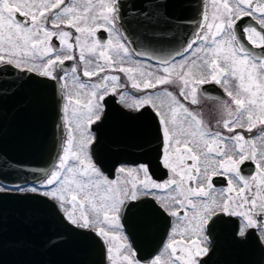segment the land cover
<instances>
[{
    "label": "snow or ice",
    "instance_id": "6c2138e0",
    "mask_svg": "<svg viewBox=\"0 0 264 264\" xmlns=\"http://www.w3.org/2000/svg\"><path fill=\"white\" fill-rule=\"evenodd\" d=\"M121 8L118 0H0V64L64 81L60 88L65 90L68 135L45 181L50 190L43 194L58 202L75 229L102 239L107 264H204L201 257L209 253L210 230L221 215L239 218L240 238L256 230L264 245V131L251 139L238 131L251 133L264 126V0H213L211 19L203 14L202 31L186 47L174 56L152 55L159 66L141 60L125 66L133 55L149 53L132 48L117 28ZM138 15L146 30L160 20L154 11ZM245 18L253 23L243 27L242 40L240 23ZM65 27L75 30L74 38ZM101 30L108 34L106 41L97 38ZM74 48H79L85 77L101 78L106 69L118 67L133 88L160 90L130 98L120 91L116 75L86 83L76 67L71 72L63 68L75 58ZM57 70L64 75L58 77ZM212 84L220 86L230 103L203 90ZM169 85L178 86L179 92L169 91ZM201 96L220 101L227 118L217 126L229 135L213 131L202 112L190 107L199 106ZM109 97H119L116 102L127 108L155 110L164 145L161 163L170 173L167 180H153L145 164L121 166L117 179L109 180L93 161L89 153L97 137L91 126L102 122ZM247 161L256 168L250 178L242 175ZM213 177H226L227 187L215 188ZM17 190L35 193L39 187ZM147 198L157 205L152 214H166L173 222L160 252L141 261L121 221L128 219L126 209L147 204Z\"/></svg>",
    "mask_w": 264,
    "mask_h": 264
},
{
    "label": "water",
    "instance_id": "95a60500",
    "mask_svg": "<svg viewBox=\"0 0 264 264\" xmlns=\"http://www.w3.org/2000/svg\"><path fill=\"white\" fill-rule=\"evenodd\" d=\"M122 5L119 27L131 47L149 53L140 56L154 63L152 55L167 57L181 51L195 36L204 11V0H118ZM155 4L157 8L149 6ZM154 11L159 23L145 29L140 21L144 12ZM9 90L2 93L3 88ZM62 92L59 81L0 67V185L15 188L42 181L55 164L62 147ZM98 124L92 129L97 142L91 147L93 160L109 177L119 163L146 162L135 157L133 142L121 138H102ZM153 174L159 171L160 134L153 124ZM251 166V165H250ZM252 171V168L250 169ZM148 204L126 209L122 223L141 261L149 259L151 225L158 223L154 214L141 212ZM152 208L156 203H150ZM143 225L135 236L133 226ZM165 233L168 223L164 218ZM146 226V229H144ZM238 219L221 215L210 230L209 253L204 264H264V245L256 230L246 238L237 236ZM105 246L94 233L75 229L64 218L56 203L35 193L0 191V264H106Z\"/></svg>",
    "mask_w": 264,
    "mask_h": 264
},
{
    "label": "flooded vegetation",
    "instance_id": "af4514ba",
    "mask_svg": "<svg viewBox=\"0 0 264 264\" xmlns=\"http://www.w3.org/2000/svg\"><path fill=\"white\" fill-rule=\"evenodd\" d=\"M213 10H214L213 9V0H204L203 14L205 12H207V14L209 15V19H211V15H212ZM203 14L201 17L200 24L203 23ZM250 23H253V22L248 18H245L240 23V29H241V37L240 38L242 40L244 38L242 29L245 25L250 24ZM48 26L51 27V24H49ZM117 28L120 29L119 23H117ZM64 30L73 33V38H74V35H75L74 29H70V28L65 27ZM201 31H202V29L199 27L197 29L196 33H199ZM97 38L106 41L108 39V34H107V32L101 30L98 32ZM191 39H194V37H192ZM245 43H246V41H245ZM53 44L61 52L63 51L62 46L59 44L58 39H54ZM73 55L75 58L73 60L65 61L63 68L65 70H67L68 72H71V69L73 67H76L78 69L77 75L80 77L81 80H83L86 83L101 82V78L103 75H116L120 78V82L122 85L120 91L125 92L130 98H139V97L146 95L148 92L160 90L159 88L157 90H137V89L133 88L132 82L130 80H128L127 75L125 73H121L118 70V67L116 69H106V71L103 74H101V78H98L96 76L85 77V76H83L84 64L79 59V54L77 53V48L73 49ZM188 55L191 56V52H189ZM175 59L177 61H179L180 57L176 56ZM136 60H141L147 65L159 66L158 63H154L151 60L145 59L142 57H136L135 55H133L131 61L125 62V66H129V64H131L132 62H134ZM37 62H39V61H37ZM100 63L102 64L103 61H100ZM1 66H4V65L0 64V67ZM63 75H64V72L57 70V76L58 77L63 76ZM57 80L59 81V85L64 83V81L60 80L59 78ZM165 87H167V89L169 91L176 92V93L179 92V88L176 85H169V86H165ZM69 88H71V80H69ZM203 90L205 92L210 93L213 96L218 95L223 100H227L230 103V98L227 97L226 93H224V91L218 85H215V84L205 85ZM64 91L65 90L61 89L62 104H61V120L60 121L62 122V127H63L62 131H64L62 148L65 144V141L67 140V135H68V127L65 123V114L63 112V106L66 102L65 99L63 98ZM2 93H4V94L9 93V90L6 87V85H5V88H3ZM73 99L75 100V97H73ZM118 99H119V97H109L108 98V103L106 105L105 115L103 117L102 122L98 123V125H99L98 129H100V134H101L102 138H106L108 141H118L121 138L125 139L126 141L127 140L132 141L133 142L132 148L135 149L134 150V156L137 158L138 157H145L146 162L138 161V162L129 163V164L128 163H119L115 167L114 174L112 177H109L105 172H103L102 170L101 171L103 172V174L105 176L108 177L109 180H114V179H117V177L119 175L116 171L117 168H119L121 166L136 167L137 165L145 164L149 167V175L152 177L153 180H155L157 182H163V181L167 180L169 178L170 173H169L168 169H165L161 163V154H162V150H163L164 145H163V137H162V132L160 129L159 119L155 114V110L151 106H145L144 108H141L139 110L127 108V107L122 106L121 104H118L116 102ZM200 99H201V104L199 106H190V107H192L194 110H196L198 112H202L203 119L206 120V122L208 123V126L213 131L219 130L223 135H225V136L229 135V133L227 132L226 129H224L222 126H219V127L217 126L218 120L222 121L223 119L227 118L226 114L223 111V106L221 105L220 101L208 100L204 96H201ZM129 103H131V99H129ZM71 107L72 106L69 107V116H68L69 119H71ZM154 121H155L156 125L158 126V130H159V134H160L159 135L160 136V138H159L160 139V145H158L159 150H160V155H159L160 164L158 167L159 173H158L157 177L154 176L153 167H152V165H153V162H152L153 157L152 156L154 154V147H152L153 146V139H154V133H153ZM92 126H91V131L96 135L95 131L92 129ZM73 127H74V125H73ZM238 131H241L246 139H251V138H255V137L260 136L261 132L264 131V126H258L257 128L253 129V131L251 133L247 132L246 130H242V129H238ZM62 148H61L59 156L62 155ZM89 154L92 155L91 150H90ZM92 158H93V156H92ZM58 160H59V157L56 160L55 164L53 165L52 169L49 171V174L47 175V177L43 181L39 182L38 184L31 185V186H38L39 187V191L35 192V193L43 194L45 191L50 190V186H44L45 181L51 175V171L55 169V166L57 165ZM189 163H191V162L189 161ZM241 168H242V175H244L246 177L250 178L251 176L255 175V173H256V168H255L254 162L247 161L241 166ZM251 168H252V171L250 170ZM28 186L25 187V189H27ZM213 186L215 188H218V189L219 188H226L227 187V178L226 177H213ZM4 189H6V188H4ZM17 192H21V191L18 190ZM23 192H31V191H23ZM49 198H51V197H49ZM147 199H148V203H147L148 206H146L145 208H142L141 212L145 211V214L149 215V214H151V209L153 207V206H150V203L153 204L155 201L151 200V198H147ZM55 202L58 206V202L57 201H55ZM61 212H62V210H61ZM158 218H159L158 223L151 225V227H149V225H147L148 228H151V231L147 232V230H146L147 237L154 238L148 242L149 243L148 249H150V251H151L156 246V250L154 251V253L151 257L155 256L163 248L164 243L169 238V230H170L172 222H173V218L168 217L166 214H163V213H161L158 216ZM164 218H166V221L168 223V226L166 227L167 230L165 231V233L162 232V229H164L163 227H165ZM237 219H238V227H237L236 234L238 233V228H239V218H237ZM121 223H122V221H121ZM122 225H123V223H122ZM142 228H143V225L135 224L132 228L134 235L137 236V235L141 234ZM144 229H146V226ZM124 234L129 237L126 230H125ZM257 235H258V233H257ZM129 239H130V237H129ZM209 241H210V237H209ZM129 242L132 244L134 250L137 253V250H136L133 242L131 240H129ZM209 245H210V243H209ZM105 247H107V246L105 245Z\"/></svg>",
    "mask_w": 264,
    "mask_h": 264
},
{
    "label": "rangeland",
    "instance_id": "374dc122",
    "mask_svg": "<svg viewBox=\"0 0 264 264\" xmlns=\"http://www.w3.org/2000/svg\"><path fill=\"white\" fill-rule=\"evenodd\" d=\"M77 53L80 55V53H79V48H77ZM174 93H176V92H174ZM206 121V120H205ZM66 142V141H65ZM64 146H65V144H64ZM55 170V169H54ZM50 177V176H49Z\"/></svg>",
    "mask_w": 264,
    "mask_h": 264
}]
</instances>
